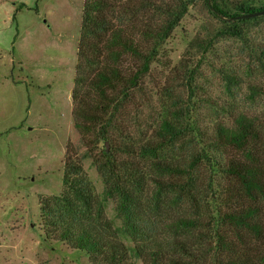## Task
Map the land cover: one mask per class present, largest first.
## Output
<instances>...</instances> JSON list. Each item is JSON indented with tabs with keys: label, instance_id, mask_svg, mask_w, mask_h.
I'll return each instance as SVG.
<instances>
[{
	"label": "trees",
	"instance_id": "1",
	"mask_svg": "<svg viewBox=\"0 0 264 264\" xmlns=\"http://www.w3.org/2000/svg\"><path fill=\"white\" fill-rule=\"evenodd\" d=\"M193 1L84 0L72 116L106 194L116 198L115 210L132 243L128 246L118 237L104 215L102 200L68 150L62 192L39 200L47 237L109 264H129L130 256L143 264H264V117L227 111V120L216 122L186 170L179 160L165 159L164 153L179 143L193 145L188 130L196 128L183 126L178 115L150 131L136 128L140 109L136 95L144 93V79L160 46ZM259 1L231 7L204 0L213 15L229 23L223 32L236 36L243 31L239 22L264 16V2ZM188 88L191 91V85ZM150 157L160 175H171L156 178L153 203L144 195ZM205 162L215 175L214 195L196 177ZM164 193H175L195 212L162 220L158 199ZM203 195L215 196L213 216H204L196 206V196ZM201 227L212 234V249L181 237L184 231Z\"/></svg>",
	"mask_w": 264,
	"mask_h": 264
},
{
	"label": "rangeland",
	"instance_id": "2",
	"mask_svg": "<svg viewBox=\"0 0 264 264\" xmlns=\"http://www.w3.org/2000/svg\"><path fill=\"white\" fill-rule=\"evenodd\" d=\"M217 1L231 7L260 2ZM83 2L0 0V264H109L45 233L39 200L62 192L67 150L81 164L118 237L128 246L132 243L115 210L116 198L106 194L103 178L74 126L71 89ZM228 24L213 15L204 0L190 3L160 46L144 79V93L136 95L137 129L159 128L175 115L183 126L196 128L188 130L193 145L179 143L178 148L164 150V158L179 160L184 170L216 122L227 120V111L264 117V16L239 22L240 36L223 32ZM150 160L144 195L153 203L156 178L171 175H160ZM212 169L205 162L196 177L213 193ZM214 197L196 196L204 216H213ZM158 200L162 220L195 212L175 193H164ZM208 233L201 227L181 237L212 249L215 240ZM129 264L143 263L130 256Z\"/></svg>",
	"mask_w": 264,
	"mask_h": 264
}]
</instances>
